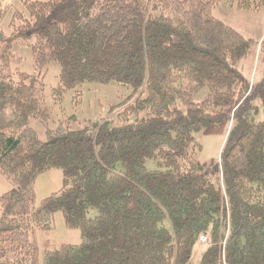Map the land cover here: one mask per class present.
I'll return each instance as SVG.
<instances>
[{
	"label": "trees",
	"instance_id": "1",
	"mask_svg": "<svg viewBox=\"0 0 264 264\" xmlns=\"http://www.w3.org/2000/svg\"><path fill=\"white\" fill-rule=\"evenodd\" d=\"M220 1L264 8L25 0L9 32L0 14V174L12 184L0 196V264H264V78L253 86L241 72L258 45L214 16ZM17 44L35 67L19 80ZM51 64L56 103L86 84L132 88L125 123L52 122ZM213 136L226 139L220 163L198 158V137ZM53 169L63 188L38 203L37 182ZM58 213L82 241L45 242L42 253L36 235Z\"/></svg>",
	"mask_w": 264,
	"mask_h": 264
},
{
	"label": "rangeland",
	"instance_id": "2",
	"mask_svg": "<svg viewBox=\"0 0 264 264\" xmlns=\"http://www.w3.org/2000/svg\"><path fill=\"white\" fill-rule=\"evenodd\" d=\"M25 0H3L0 5V14L5 19L2 28L9 32L10 21L16 10L23 9ZM35 1V0H33ZM43 1V0H37ZM214 16L225 24L235 28L245 37L257 43V50L248 56L239 66L243 75L254 86L264 78V53L261 50L264 42V8L259 11H242L236 5L220 1L213 10ZM14 53L23 59V64L14 66L15 79L19 80L21 73H34V61L29 49L22 45H15ZM60 67L51 64L46 73V93L49 105L53 108V121L69 120L74 128L93 127L107 120H112L116 126L123 125V113L130 104L128 98L132 95V88L127 86L100 84H86L67 92L59 103L53 98V90L59 84ZM32 126L41 132L39 121H33ZM202 150L198 158L203 162L220 163V154L226 139L220 136L198 137ZM63 188V173L53 169L42 175L37 182V200L42 202L45 198ZM12 189V184L0 174V196ZM1 216V214H0ZM54 230L51 233L39 232L36 238L40 244L41 252L44 253V243L50 242L52 247H59L63 243L78 244L82 241L80 231L67 228L62 213L55 215ZM202 241V240H201ZM206 241L200 242L194 251V261L200 258V254L206 249ZM196 262V261H195Z\"/></svg>",
	"mask_w": 264,
	"mask_h": 264
}]
</instances>
